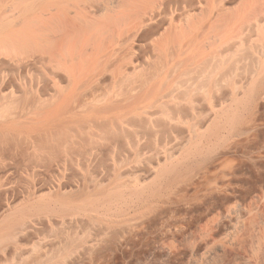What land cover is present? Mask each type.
<instances>
[{
  "label": "bare ground",
  "instance_id": "bare-ground-1",
  "mask_svg": "<svg viewBox=\"0 0 264 264\" xmlns=\"http://www.w3.org/2000/svg\"><path fill=\"white\" fill-rule=\"evenodd\" d=\"M263 97L264 0H0V264H264Z\"/></svg>",
  "mask_w": 264,
  "mask_h": 264
},
{
  "label": "rangeland",
  "instance_id": "rangeland-1",
  "mask_svg": "<svg viewBox=\"0 0 264 264\" xmlns=\"http://www.w3.org/2000/svg\"><path fill=\"white\" fill-rule=\"evenodd\" d=\"M264 100V97L261 100ZM262 107L261 110L258 109L257 111V115L260 113V115L258 116L260 118H258V127L256 130L252 131L250 134H246L241 136L240 140L243 143L244 148L247 147V149L251 150L255 155L260 156L263 160H264V102L262 103ZM243 148V149H244ZM102 180L103 183H107L109 178L104 177ZM48 237L53 240V243L51 245H48V249L50 254H54L55 257L53 259L54 264H62L60 259H59V254L61 252H63V248L64 246L68 243L69 240H76L79 243V247L81 245H84L85 242L86 244H102L103 242V247L102 245H98L99 249L102 248V250H106V246H105V242H104V237L103 235H100L98 232H96L95 230L91 229L90 227H86V226H76L73 228H58L55 232H50L48 233ZM105 243V244H104ZM31 245V244H30ZM85 246V245H84ZM115 246V247H114ZM112 247H114L108 255V253L106 255L108 256H104L106 258H103L101 261H99L98 259L102 258L100 255H94L97 256L95 258H93L94 256L91 254L90 256V249L89 251L86 250L88 247L83 248L82 252H86V253H82L81 257L85 258V262L83 261L84 264H87L88 262H90L89 260H92V262H90L91 264H125V258L122 254V252L118 249V247H116L117 245H114ZM30 248L32 249V246H30ZM117 249V250H116ZM88 251V252H87ZM119 251V252H118ZM45 254L47 255V252H45ZM44 254V255H45ZM89 257V259H88ZM91 257V258H90ZM123 257V258H122ZM86 259H88V261L86 262ZM94 259V260H93ZM81 260V258H80ZM80 260L77 262V264H83L82 262H80ZM96 260V262H95ZM124 260V261H123ZM26 264V263H25Z\"/></svg>",
  "mask_w": 264,
  "mask_h": 264
}]
</instances>
